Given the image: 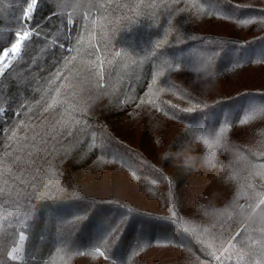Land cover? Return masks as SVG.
I'll list each match as a JSON object with an SVG mask.
<instances>
[{
	"label": "trees",
	"instance_id": "obj_1",
	"mask_svg": "<svg viewBox=\"0 0 264 264\" xmlns=\"http://www.w3.org/2000/svg\"><path fill=\"white\" fill-rule=\"evenodd\" d=\"M26 7L0 0V61ZM30 15L0 73V264H264V219L246 215L264 212V0H38ZM194 50L219 54L207 96L181 87ZM216 129L238 162L185 174L159 158L158 141L199 153Z\"/></svg>",
	"mask_w": 264,
	"mask_h": 264
},
{
	"label": "clouds",
	"instance_id": "obj_2",
	"mask_svg": "<svg viewBox=\"0 0 264 264\" xmlns=\"http://www.w3.org/2000/svg\"><path fill=\"white\" fill-rule=\"evenodd\" d=\"M218 53L206 50H194L191 60L183 69L191 79L187 83L181 82V87L188 95L207 96L212 93L219 83L220 73L218 70ZM196 143L202 147L201 152H196L191 143H185L179 148L173 149L171 145L164 146L162 140L157 142V148L163 149L159 153L161 161L168 162L175 169L187 173H199L212 171L216 167V162L221 152L227 154L233 162H238L241 157L221 135L220 129L208 131L196 137ZM246 193L238 192L236 199L244 198ZM244 205H240L244 209ZM256 206L251 212L246 213L248 219L260 217L264 219V212L258 211Z\"/></svg>",
	"mask_w": 264,
	"mask_h": 264
},
{
	"label": "snow or ice",
	"instance_id": "obj_3",
	"mask_svg": "<svg viewBox=\"0 0 264 264\" xmlns=\"http://www.w3.org/2000/svg\"><path fill=\"white\" fill-rule=\"evenodd\" d=\"M38 0H26L27 7L24 9V11L21 13V30L17 31L15 33L16 35V42H14L9 50H5L3 52L4 57L9 56V52L13 55L17 54L21 49V43L30 37V32L23 28V22L29 20L31 18V13L33 11L34 6L37 4ZM0 71H3V68L0 67ZM118 239V238H117ZM108 240L104 241V245L107 243ZM99 247H97L96 251L99 252ZM103 255V253H101Z\"/></svg>",
	"mask_w": 264,
	"mask_h": 264
},
{
	"label": "rangeland",
	"instance_id": "obj_4",
	"mask_svg": "<svg viewBox=\"0 0 264 264\" xmlns=\"http://www.w3.org/2000/svg\"><path fill=\"white\" fill-rule=\"evenodd\" d=\"M9 57V56H8ZM8 57H4V56H2V59H1V61H0V63H2V68H4L5 66H7L8 65V62H9V58ZM2 71H0V73H1Z\"/></svg>",
	"mask_w": 264,
	"mask_h": 264
}]
</instances>
